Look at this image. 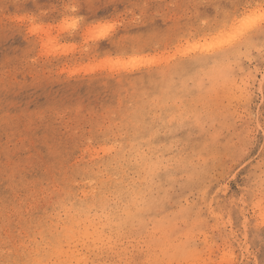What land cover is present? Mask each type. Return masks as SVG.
I'll return each mask as SVG.
<instances>
[{
  "label": "rangeland",
  "instance_id": "obj_1",
  "mask_svg": "<svg viewBox=\"0 0 264 264\" xmlns=\"http://www.w3.org/2000/svg\"><path fill=\"white\" fill-rule=\"evenodd\" d=\"M0 264H264V0H0Z\"/></svg>",
  "mask_w": 264,
  "mask_h": 264
},
{
  "label": "bare ground",
  "instance_id": "obj_2",
  "mask_svg": "<svg viewBox=\"0 0 264 264\" xmlns=\"http://www.w3.org/2000/svg\"><path fill=\"white\" fill-rule=\"evenodd\" d=\"M234 9V8H233ZM251 16V15H250ZM254 16H255V14H254ZM252 18V17H251ZM248 20H249V18H247ZM243 21H246V19H244ZM256 21V20H255ZM240 22V21H239ZM240 23H242V21L240 22ZM232 24V23H231ZM234 25V24H233ZM239 25V24H238ZM248 25V24H247ZM226 26V25H225ZM232 25H230V27H231ZM243 26V25H242ZM237 26H235V28H236ZM232 28L234 29V27L232 26ZM232 28H229V25H228V28L227 29H229V31L232 33V31L230 30V29H232ZM237 28H239V26L237 27ZM236 28V29H237ZM226 29V28H225ZM232 29V30H233ZM236 29H235V31H236ZM240 29V28H239ZM238 29V30H239ZM242 29H244V28H242ZM222 30V29H221ZM238 30H237V32H238ZM220 31V30H219ZM235 31H233V32H235ZM242 31V30H241ZM225 32H226V30H225ZM229 32V33H230ZM245 32V31H244ZM227 33V32H226ZM228 33V34H229ZM257 33H263V30L261 31V30H258L257 31ZM218 34H219V32H218ZM220 34H224V32L222 31V33L220 32ZM236 34V33H235ZM255 34V33H254ZM226 36V35H225ZM228 36H230V35H227V37ZM222 37V36H221ZM224 37V36H223ZM234 37V36H233ZM232 37V38H233ZM238 37H239V35H238ZM251 37V36H250ZM250 37L249 38H247L246 40L244 39V41L242 42L243 44H245V43H247V41H249V39H250ZM225 38V37H224ZM223 38V39H224ZM231 38V37H230ZM234 39V38H233ZM238 39V38H237ZM229 40V39H228ZM232 40V39H231ZM251 40V39H250ZM230 41V40H229ZM233 41V40H232ZM241 41V40H240ZM231 42V41H230ZM250 42V41H249ZM229 43V42H228ZM231 43H233V42H231ZM201 50H199L198 51V53L200 52ZM202 52V51H201ZM204 52V51H203ZM193 54V53H192ZM197 58H199V57H197ZM205 59V58H204ZM196 62H199V60L197 59V60H195L194 61V63H196ZM203 63V62H202ZM205 64L207 63V62H204ZM146 72V71H145ZM163 73V72H162ZM229 92V91H228ZM230 96V95H229ZM227 97V96H226ZM127 137H130V136H127ZM126 137V138H127ZM131 137H132V135H131ZM129 138H127V141H125L126 143H125V145L123 146L122 144H121V146L119 147V149H118V151H117V155H118V157L121 159L122 158V161H125V163H126V167H130V166H132L133 167V164H131L132 162H131V159H133V157H134V152H135V150H134V148H133V144H131L130 143V140H128ZM131 139V138H130ZM124 141V140H123ZM122 141V142H123ZM131 142L133 143V140H131ZM120 144V143H119ZM135 144V143H134ZM118 145V144H117ZM116 145V146H117ZM126 146H129V149L127 150V152H125L124 151V148H126ZM135 146V145H134ZM113 148V147H112ZM128 148V147H127ZM105 149V148H104ZM106 150V149H105ZM137 150H138V148H137ZM137 150H136V152H137ZM110 151V150H109ZM108 151V152H109ZM105 153H106V151H105ZM125 153V155H123ZM110 154V153H109ZM138 154V152L136 153V155ZM147 154V153H146ZM135 155V156H136ZM139 156V155H138ZM117 158V157H116ZM145 158V157H144ZM146 158H148V157H146ZM115 159V158H114ZM110 161V160H109ZM109 161H107V163L105 164V168L106 169H109L108 168V165H109ZM142 160L140 159V167L141 166H143V165H145L144 163H143V161L141 162ZM124 163V164H125ZM137 163V162H136ZM118 164V163H117ZM149 164V163H148ZM136 165V164H135ZM151 165V164H150ZM126 169V168H125ZM148 169V168H147ZM128 173H129V171H127ZM145 172H147V171H145ZM143 174V173H142ZM151 174V173H150ZM146 175H147V173H146ZM112 177V176H111ZM122 177V176H121ZM150 177V176H149ZM113 178V177H112ZM116 178V177H115ZM131 178V177H130ZM142 178V177H141ZM141 178H140V181H141ZM111 179V178H110ZM133 179V178H132ZM149 179V178H148ZM113 180V179H112ZM118 180V179H117ZM91 181V180H90ZM115 181V180H114ZM119 181V180H118ZM117 181V182H118ZM132 181V180H131ZM147 181V180H146ZM111 182V181H110ZM109 183V182H108ZM116 183V182H115ZM122 183H123V181H122ZM131 183V182H130ZM140 183V182H139ZM109 185H111L110 186V189H112L113 190V192L115 191V187H116V185L112 182V183H110ZM108 185V186H109ZM126 185V184H125ZM126 187H127V185H126ZM139 189H137V191H138ZM92 191V190H91ZM91 192H89V199H91L90 197L91 196H93V191H92V194H90ZM122 193V192H121ZM136 194V193H135ZM140 194V193H139ZM91 195V196H90ZM115 195V194H114ZM118 195V194H117ZM116 196V195H115ZM143 196V195H142ZM133 190L131 191V192H129V191H126V195L124 196V198H123V200H124V203H122V205L124 206V207H126V208H123L122 210H120V212L122 211V214L124 213L125 215L126 214H129L128 212H129V209H127L128 208V206L129 205H131L130 203H132V200H133ZM136 198V196L134 197V199ZM138 198V197H137ZM117 199V198H116ZM92 200V199H91ZM118 202V201H117ZM135 205V204H134ZM132 206V205H131ZM105 211V210H104ZM119 211V210H118ZM124 211V212H123ZM131 212V211H130ZM77 213V212H76ZM78 213H80V212H78ZM108 215V213L105 215V216H107ZM75 216V215H74ZM87 216V215H86ZM129 216V215H128ZM70 217V216H69ZM108 217V216H107ZM111 217H113V216H111ZM78 218V217H77ZM84 218V217H83ZM109 218V217H108ZM119 218V217H118ZM70 220H72V219H70ZM80 220H81V218H80ZM85 220H86V218H85ZM88 221V220H87ZM86 221V222H87ZM110 221H111V219H110ZM77 222V221H76ZM84 222V221H83ZM114 223V222H113ZM116 223V222H115ZM118 223H119V221H118ZM117 223V224H118ZM79 224V223H78ZM74 225V224H73ZM83 225V224H82ZM115 225V224H114ZM99 227H104V225L103 226H99ZM79 228V227H78ZM97 228V226L95 227V229ZM97 230V229H96ZM100 231V229L98 230V232ZM96 232V231H95ZM96 234H97V232H96ZM100 234V233H99ZM97 237V236H96ZM50 243H52V242H50ZM164 247V246H163ZM162 247V248H163ZM51 249V248H50ZM166 249H167V247H166ZM164 252H165V250H164ZM163 252V253H164ZM168 252V251H167ZM169 255V254H168ZM165 256V255H164ZM167 256V255H166ZM168 257V256H167ZM168 263H170V262H168Z\"/></svg>",
  "mask_w": 264,
  "mask_h": 264
},
{
  "label": "snow or ice",
  "instance_id": "obj_3",
  "mask_svg": "<svg viewBox=\"0 0 264 264\" xmlns=\"http://www.w3.org/2000/svg\"><path fill=\"white\" fill-rule=\"evenodd\" d=\"M68 7V10L71 12H75V7L74 6H66ZM71 19H75V18H71V17H65L62 22L58 25L59 30L61 33L63 32H70L71 30L75 29L77 27V23L76 24H70L69 21ZM34 20V17H29L28 18V24L30 25V27L28 28V32L31 34L29 36V40L33 39V38H39L42 33H44L45 31L49 32V29L43 25V24H34L32 23V21ZM77 21V19H75ZM113 25H107L105 27H98L93 35L92 38L94 40H99V39H103L105 38L109 31L113 28ZM40 55L42 57H50L52 55L51 51L48 49L47 45L45 44H41L40 45ZM30 59H32L35 62V50L32 51V53H30L29 56ZM92 70V69H89Z\"/></svg>",
  "mask_w": 264,
  "mask_h": 264
},
{
  "label": "clouds",
  "instance_id": "obj_4",
  "mask_svg": "<svg viewBox=\"0 0 264 264\" xmlns=\"http://www.w3.org/2000/svg\"><path fill=\"white\" fill-rule=\"evenodd\" d=\"M69 23H70V24H76L77 21H76L75 19H71V20L69 21ZM109 25H111V24H109ZM98 27H105V26H104V25H100V26H98Z\"/></svg>",
  "mask_w": 264,
  "mask_h": 264
}]
</instances>
